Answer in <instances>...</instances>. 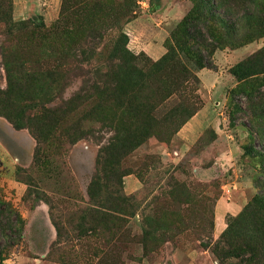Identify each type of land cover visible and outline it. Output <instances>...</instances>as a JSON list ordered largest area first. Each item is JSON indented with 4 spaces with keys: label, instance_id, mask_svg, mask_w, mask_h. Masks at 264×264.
<instances>
[{
    "label": "rangeland",
    "instance_id": "rangeland-1",
    "mask_svg": "<svg viewBox=\"0 0 264 264\" xmlns=\"http://www.w3.org/2000/svg\"><path fill=\"white\" fill-rule=\"evenodd\" d=\"M239 2L248 11L264 15V0ZM50 3L46 19L39 15L40 5L29 17L13 18L11 0H0V91L6 89L2 48L28 65L35 60L41 68L62 63L67 82L58 98L44 104L48 108L83 86L82 79L90 82L95 68L107 72L111 63L112 69L123 70L116 58H137L135 67L147 72L192 6L191 0H87L84 7L75 0ZM29 7L31 12L34 6ZM9 17L11 24L31 21L37 25L38 37L10 30L12 25L4 22ZM55 22L58 34H47L45 29ZM259 25L260 21L241 22L237 36H255L242 45L217 47L210 55L200 43L187 40L188 58L201 52L212 64L197 69L179 55L195 74L196 83L189 80L176 90L172 83L176 75L169 70L147 79L141 99L151 97L157 111L184 110L191 116L202 111L190 123L188 137L186 129L180 135L177 132L191 116L179 124L175 120L158 136L146 137L120 159L118 169L124 173L120 188L114 178H108L111 181H106L108 188L102 192L125 197L121 226L111 218L91 221L82 212L90 207L87 186L97 170L99 147L113 136L108 123L88 122L85 137L63 143L55 153L46 145L40 165L35 166V140L27 128L15 129L0 115L15 129L7 133L0 127L1 139L23 158L31 155L27 164L8 166L0 161V202L11 205L23 221L20 238L1 264H264V255H252L238 241L230 255H220L225 247L220 235L227 224L253 197L264 202V75L238 81L230 73L232 65L264 49V32L256 31ZM122 41L127 54L117 48ZM92 101L83 108L93 106ZM34 104L29 112L38 108ZM103 106L111 105L104 102ZM11 109V103L0 102V112ZM247 145L252 152H244ZM17 168L25 172L17 173ZM114 169L110 167L106 177ZM27 176L28 185L24 183ZM230 190L244 204L230 207L231 213L217 222L215 202L220 196L227 203L233 201ZM152 228L153 240L144 234Z\"/></svg>",
    "mask_w": 264,
    "mask_h": 264
},
{
    "label": "trees",
    "instance_id": "trees-1",
    "mask_svg": "<svg viewBox=\"0 0 264 264\" xmlns=\"http://www.w3.org/2000/svg\"><path fill=\"white\" fill-rule=\"evenodd\" d=\"M239 1L191 0V11L182 18L177 28L170 32L165 52L155 62L150 63L147 72L135 67L137 58H116L119 60V67L123 70L115 67L112 69L111 63L108 64L110 71L107 72L100 67L95 68L90 82L89 79H82L83 86L52 108L45 107L44 104L58 98L66 85L68 77L66 75L64 77L63 64L56 62L50 67L41 68L35 60L31 61L32 65H28L22 58L12 57L6 48L1 49L6 89L0 91V102L11 103L14 109L0 112V115H3L15 129L27 128L35 140L32 152V162L35 166L40 165L43 147L51 146L55 153L63 143L72 144L85 137L89 131L87 123L90 121L99 125L108 123L113 131L108 143L99 147L96 157L97 170L87 186L90 207H85L82 212H85L91 221L94 219L100 223L111 218L121 226L124 222L123 215H126L125 197L117 194L113 198L102 192L108 188L105 184L106 181H111L108 178H114L118 187L121 186L120 178L124 173L119 172L118 162L146 137L152 134L158 136L166 128L172 127L175 120H178L179 124L185 120V117L191 116V113H185L184 110L177 113L176 110L157 111L151 97L146 100L141 99L142 92L147 86V79L152 73L171 71L176 75L172 83L176 85L177 90L189 80L195 83L197 81L195 74L189 71L185 62L179 57L180 54H183L186 61H190L197 69L212 66L209 56L206 57L201 52L194 56L192 54L194 58H188V52L189 55L191 52L187 48V40L200 43L207 49L205 53L210 55L217 47L242 45L255 36L254 33L237 36L238 24L241 22L260 21L256 31L264 32V15H256L255 12L248 11ZM75 2L79 7L87 4V0H75ZM69 6L73 7V5ZM9 20L10 17L5 18L4 22L9 24ZM10 25H12L10 30L18 29L28 33L30 37H38V26L31 21L12 22ZM56 28L57 22L45 31L48 32L47 34L55 35L58 34ZM124 44L125 41L120 42L117 48L120 53L127 54ZM262 53L264 49L257 50L247 59L235 63L230 67V73L238 81L258 74L264 75V58H260ZM39 66V70L34 69ZM51 92H55L56 96ZM91 99L93 106L89 109L83 108V105ZM104 102H108L112 107L105 106L107 107L105 109ZM34 103L38 104L36 105L38 108L34 112H29L28 108L35 105ZM133 121L137 122L139 127L131 125ZM243 150L245 153L252 152L249 145L243 146ZM110 167L115 169L110 177H106ZM18 171L25 172L17 168V173ZM24 183L31 184L29 176ZM22 224L19 213L8 203L0 202V264L7 257L8 249L20 238ZM54 227L58 230L55 223ZM261 227L264 228V202L255 196L227 224L220 235V242L225 247L220 251L221 254L217 253L221 257L230 255L238 241L252 255H264V230ZM153 232V228L145 231V237L149 236L153 240Z\"/></svg>",
    "mask_w": 264,
    "mask_h": 264
},
{
    "label": "crops",
    "instance_id": "crops-1",
    "mask_svg": "<svg viewBox=\"0 0 264 264\" xmlns=\"http://www.w3.org/2000/svg\"><path fill=\"white\" fill-rule=\"evenodd\" d=\"M32 1L35 0H11L12 3V16L13 18H24V17H29L31 15H33L35 13V7L37 5H40V7L42 8V12L41 15L43 17V19H46V14H45V10L46 8L51 4V0H36V2L32 3ZM56 1V0H55ZM32 4L33 10L30 12L29 10V5ZM200 111H202V109L198 110L194 115H192L189 120L185 123V125H183V127L177 132L179 135L180 133L183 131V129H186L185 131L188 132V134L186 135L188 137L189 134V125L192 122V120L194 118H196V116H198V114H200ZM201 115V114H200ZM0 127L3 129H5V131H7V133H9L10 131H14L15 129H13L11 127V125L9 123H7L6 121H4L3 119H0ZM186 132V133H187ZM10 145H8L7 143H5V141H3V139H1L0 137V161L3 162L4 165H8L11 166L13 164H17V163H22V161L27 164L31 161V155L29 154L27 157L23 158L22 155H20V153L18 152H14L12 151V149H10L11 147H9ZM230 194H232V200L233 201H229V203L226 202V200H224V196H220L214 205V212H215V221L219 222L221 220V218H223L226 213H231L229 211L230 207H235V208H240L243 204L244 201L242 199L239 198V196H237V193L233 192V190H230ZM216 227H214L213 231H217L215 229Z\"/></svg>",
    "mask_w": 264,
    "mask_h": 264
}]
</instances>
